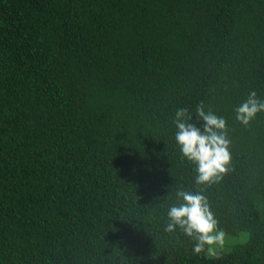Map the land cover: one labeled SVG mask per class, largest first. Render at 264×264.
Instances as JSON below:
<instances>
[{
	"label": "trees",
	"instance_id": "obj_1",
	"mask_svg": "<svg viewBox=\"0 0 264 264\" xmlns=\"http://www.w3.org/2000/svg\"><path fill=\"white\" fill-rule=\"evenodd\" d=\"M264 0H0V264H264ZM225 121L230 160L197 182L177 121ZM183 111L182 116L177 113ZM199 193L209 255L168 229Z\"/></svg>",
	"mask_w": 264,
	"mask_h": 264
},
{
	"label": "clouds",
	"instance_id": "obj_2",
	"mask_svg": "<svg viewBox=\"0 0 264 264\" xmlns=\"http://www.w3.org/2000/svg\"><path fill=\"white\" fill-rule=\"evenodd\" d=\"M259 110H264V101L256 98L255 92L249 94L248 99L237 108V119L247 123ZM200 114L206 123L204 130L183 121H177L176 139L181 146V151L188 159L197 164V182H209L218 179L219 173L226 171V165L230 160L228 151L229 141L218 130L225 128V121L213 114H206L200 110ZM183 111L177 113L182 116ZM183 203L172 206L168 216L171 230L179 225L189 236H194L196 243L193 252L199 253L205 249L210 255L215 254V245L223 246L225 233L218 228V222L210 211L206 198L199 193L181 192Z\"/></svg>",
	"mask_w": 264,
	"mask_h": 264
},
{
	"label": "rangeland",
	"instance_id": "obj_3",
	"mask_svg": "<svg viewBox=\"0 0 264 264\" xmlns=\"http://www.w3.org/2000/svg\"><path fill=\"white\" fill-rule=\"evenodd\" d=\"M247 236L248 235L245 232H241V233H238L236 235L225 234L223 246H219V245L213 246L214 250H215L214 255H216L221 250H225V251L229 250L234 244L244 242L247 239ZM211 256H213V255H211Z\"/></svg>",
	"mask_w": 264,
	"mask_h": 264
}]
</instances>
